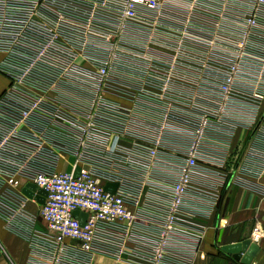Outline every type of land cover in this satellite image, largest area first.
<instances>
[{
  "label": "built area",
  "instance_id": "2783aa9c",
  "mask_svg": "<svg viewBox=\"0 0 264 264\" xmlns=\"http://www.w3.org/2000/svg\"><path fill=\"white\" fill-rule=\"evenodd\" d=\"M0 53L29 264H190L229 176L264 175V0H0Z\"/></svg>",
  "mask_w": 264,
  "mask_h": 264
},
{
  "label": "crops",
  "instance_id": "0c3cea01",
  "mask_svg": "<svg viewBox=\"0 0 264 264\" xmlns=\"http://www.w3.org/2000/svg\"><path fill=\"white\" fill-rule=\"evenodd\" d=\"M7 84L8 79L0 73V94ZM248 134L243 128H238L230 147L244 145ZM200 220L205 233L190 264H242L220 248L224 244L251 240L253 227L257 223L264 230V175L250 177L235 173L229 176L212 212ZM258 244L259 251L249 264H264V236ZM29 253L27 241L8 231L0 220V264H29ZM92 264L112 262L105 257H95Z\"/></svg>",
  "mask_w": 264,
  "mask_h": 264
},
{
  "label": "water",
  "instance_id": "95a60500",
  "mask_svg": "<svg viewBox=\"0 0 264 264\" xmlns=\"http://www.w3.org/2000/svg\"><path fill=\"white\" fill-rule=\"evenodd\" d=\"M78 175V170L75 172V176ZM29 187L34 188V186L30 185ZM115 184H106L105 189L113 191ZM28 196H31V193L28 190H24ZM41 194L38 198L39 202H43V197L45 196V192L43 190H39ZM77 214V212H74ZM84 214H82L81 223H83ZM259 244L252 242L250 239H245L239 242H233L229 244H224L221 246L220 250L230 255L234 260L239 261L242 264H249L252 258L259 251Z\"/></svg>",
  "mask_w": 264,
  "mask_h": 264
}]
</instances>
